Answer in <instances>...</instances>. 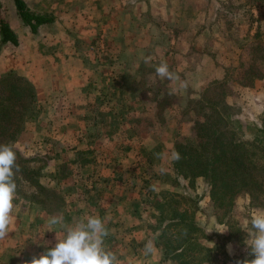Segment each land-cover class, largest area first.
<instances>
[{"label": "crops", "instance_id": "0c3cea01", "mask_svg": "<svg viewBox=\"0 0 264 264\" xmlns=\"http://www.w3.org/2000/svg\"><path fill=\"white\" fill-rule=\"evenodd\" d=\"M22 1L35 14L51 15L52 21L31 33L16 16L12 0H0L1 17L16 39L15 46L0 45V73L13 70L34 88L39 116L35 122L25 125L22 137L25 144L31 138L34 140V135L38 137L35 140L39 150L35 152L48 160V188L53 186L61 193L64 209L59 216L77 222L88 215H98L108 226L105 238H109L115 247L129 248L140 236L138 243L145 242V224H133L135 212L122 206L124 197L121 196L127 184L112 178L114 172L108 162L96 164L89 160L84 163L78 159V154L86 153L78 152L85 145L72 147L76 139L86 138L89 124L100 126L94 109L99 106L100 111H108L110 123L116 125L103 135L95 131L94 137H100L98 142L101 143L108 141L111 149L116 146L117 139L123 140L125 144L119 151L123 163L128 166L126 171L138 170L137 165L148 160L142 158L143 146L149 147L148 143L158 146L155 143L162 142V152L168 155V163L171 162L172 139L179 134L175 130L180 131L182 124L191 125L186 120L180 121L184 97H195L206 84L222 79L225 68L234 65L233 59L229 61L233 55H227L219 48L221 39L215 38L211 31L216 22L213 20L215 12L222 9V3L218 1L224 0ZM101 31L111 37L110 50L107 49L110 71L87 50L86 44L92 37L95 38L91 43L95 44ZM148 56L152 59L145 63L144 57ZM162 60L178 74L179 81L162 80L155 75V67ZM106 71L107 75L113 76L110 82L105 78ZM142 74L148 82L160 81L168 94L171 89H177L174 94H169L177 101L163 109L165 118H160V123L154 117V103L147 106L146 101L143 104L126 87L123 98L118 99L119 77L124 75L134 79ZM183 82L187 87L181 86ZM137 105L140 108H136ZM143 106L144 112H141ZM147 114L151 123L146 122V117L139 120L135 117ZM43 139L47 143H43ZM161 161L164 163L165 158ZM62 165H71L70 172L74 166L75 170L69 174L73 179L61 177ZM67 186L69 189H65ZM107 190L114 193H107ZM19 214V209L13 207L8 236L0 240L2 253L22 242L21 238L19 240ZM229 245L232 252L226 253L225 264H233L229 260L235 250L233 244ZM157 254L159 251L154 247L152 258L155 259Z\"/></svg>", "mask_w": 264, "mask_h": 264}, {"label": "trees", "instance_id": "16d2710c", "mask_svg": "<svg viewBox=\"0 0 264 264\" xmlns=\"http://www.w3.org/2000/svg\"><path fill=\"white\" fill-rule=\"evenodd\" d=\"M218 2L222 3V9L228 4V0ZM243 2H248L255 8H264V0H243ZM12 3L21 24L28 27L31 33H35L40 25L52 21V16L49 14L31 12L22 0H12ZM258 37L259 35H255L254 38ZM259 41L256 40V43L249 48L247 53L249 62H243L244 64L241 62L230 70L224 69L222 79L206 84L200 90L198 99L189 100L187 109L183 106L184 114L182 111L181 120L192 124L191 137L181 142L176 141L172 146V151L179 152L181 157L179 160L172 158L170 162L174 180L180 181L181 187L192 193L195 190L196 179H201L207 186L209 203L205 207L208 205L211 214L205 209L202 214L204 216L210 214V217L214 218L215 225L226 229L227 234L224 237H228V240L225 248L227 249L229 243L233 244L235 251L232 256L251 244V241L247 242V235L239 226L235 230H230L232 225L227 223L234 202L239 198H246L250 202L254 201L252 208L264 210V111L246 137V133L242 130L245 121H238L232 117L230 106L225 101L230 97L242 101L256 82L264 80V41ZM6 43L15 46L16 39L0 14V45ZM227 72L230 75H227ZM126 79H129V76L119 78L122 87L125 84L130 85L128 89L137 99H141V93L148 94L150 97L148 101L155 104V109L160 107L163 111L174 103L171 100L173 97L167 93L160 81L159 83L147 81V86H143L141 93L135 94L130 89L134 88L132 84L138 79L134 78L131 80L134 82L128 84ZM159 113L158 111L154 114L157 123L161 122L162 114ZM38 116L36 95L31 83L13 70L1 72L0 143H12L16 151V163L20 168L14 177L17 185L16 195L24 199L27 204H35L42 208V213L51 217L56 213L59 215L64 209L60 196L40 181L43 176L42 169L36 170L30 166L36 162V156H26L16 147V140L24 131L25 125L35 122ZM148 123H151L150 119ZM87 161L89 160H82L84 163ZM63 168L59 172L61 177L67 176V173H62ZM24 186L33 190L29 196L23 194ZM149 195L153 198L151 192H148ZM173 196L164 193L161 194L162 202L154 200V210L158 214L153 218L156 223L165 222L161 230L154 228L158 231L154 242L161 250L159 264H204L207 262L205 254L210 249L209 246L200 244V241L206 236L204 237L201 228L195 224L192 215L186 216L184 210L178 211L171 205V203L175 204ZM167 197L170 198L166 199ZM180 197L175 196V198ZM192 204L195 207V202ZM172 228L173 233L170 232ZM230 231L234 232L230 234ZM233 234L240 237L235 239L231 236ZM197 254L201 256L197 257ZM229 261L235 264L234 258Z\"/></svg>", "mask_w": 264, "mask_h": 264}, {"label": "rangeland", "instance_id": "374dc122", "mask_svg": "<svg viewBox=\"0 0 264 264\" xmlns=\"http://www.w3.org/2000/svg\"><path fill=\"white\" fill-rule=\"evenodd\" d=\"M230 1L232 3H230ZM230 1L228 0V4L225 5L224 9H217V11L215 12V17L213 19L216 22H214L211 26V31H213L214 37L221 39V47L217 46V48H221V50L225 51L227 55H233L232 58H229V61H232L233 59L234 65L231 66L230 64V66L227 67L229 68V70L233 67H237L238 64L241 62H249L250 58L247 53L249 51L250 46L253 45V43L255 44L256 40H260L259 42L264 41V8H255L248 2L244 3L243 0ZM259 22L261 23L260 25ZM255 35H259V37L254 38ZM94 38L95 37H92L90 42L86 44L87 50L92 53V56L94 58L99 59L101 62H104V65H106L107 69L110 71V69L108 68L110 67V63L108 62L110 52H108L107 49L110 50L109 39L111 37L107 36L106 33L101 31L100 35L95 41V44H92L91 42L92 40H94ZM107 72L108 71H106L105 73V78H107V82H110L111 79H113V76H111L112 74L107 75ZM227 75H230V73H228ZM123 76L124 75H121V77ZM135 79H138V81H135V83L132 84L134 88H131L130 90H133L135 94L137 92L141 93L142 88L147 86V79H145L144 74L139 75ZM131 80H134L133 77H129V79H126L127 84L129 82H134ZM140 83H143V85H141ZM257 84L258 89L254 90V87L251 88L247 95L242 98V101H239L233 97H230L225 101L226 104L230 106V114L232 115V117L236 118L238 121H245L242 124V130L246 133V137H248L247 135L251 133V128L253 127L254 123L258 122L259 118L262 116L261 113L264 111V80L260 81ZM120 86L121 90L118 92L119 100L123 98L122 92L124 90V87H126L127 89L131 87L130 85L126 86V84L124 85V87H122V85ZM151 87H154V85H152ZM200 93L201 92H198L195 97H192L190 95L184 97V108H188L187 105L189 100L198 99ZM141 94V99L145 100H141V102L145 104L147 101V106H150L151 102L148 101V99L150 98L149 95L146 93ZM105 96L106 95L104 94L103 99L105 98ZM124 98H126L125 94ZM137 100L140 101V98ZM171 100H173L174 102L177 101L175 97ZM98 107L96 106L94 109L96 111V121L99 122L100 126L96 127V124L94 123L89 124V126L86 127V138H82V140L76 139L75 145L72 148H76V146L79 147L80 145H85L83 150L80 149L78 150V152L85 151L86 153L81 155L78 154L77 158H82L81 160H91V162H96V164H105L106 162L111 164L113 168L112 172H114L112 178L119 179L120 181H123L127 184L125 186V190L123 191L124 194H122V192L120 193L122 194L121 198L124 197L122 206L133 210L132 212H135L134 214H132L133 224L138 223L140 225L142 223V226L145 224V237H147L148 240H151L153 242V245L155 248L158 249L159 254H157V256L155 255V259H153L154 257L152 258L151 254L145 255L144 243L147 242V239L145 238V242L138 243V241L141 240V236L137 240V242L133 240V244L129 245V248L119 246L115 247L114 245L110 244L111 240H109V238H105L107 237L105 236V247L113 251L117 255L121 264H159L161 250L159 246L154 242V239L158 234V231H155L154 228L156 230H161L165 222L156 223L155 218H153L158 214L157 211L154 210V200L162 202L163 198L161 197V194L166 193L174 195L172 199L175 200V204L171 203V205L176 207L178 211L184 210L186 216L192 215L195 224L201 228L204 233V237L206 236L204 240L200 241V244L206 247L209 246L208 248L210 249L209 252L205 254L207 262L204 264H224L225 261L228 259L226 253L229 252L228 247L227 249L225 248V243L228 240V237L224 236L225 234H227V231L222 226L214 224V218L210 217L211 210L209 209L208 205L205 207V205L209 203V199L207 201V186L203 184L201 179H196L194 182V193L189 191L187 192L186 190H184L181 187L180 181L176 179L174 180V176L170 168V162L168 163L167 161L169 160L168 155L165 152H162L164 150L162 142L155 143L158 144V146H154L153 143H148L149 147L143 146L142 158H148V160H146L144 164L137 165V168H139L138 170L136 169L132 171H126V168L128 166L123 163L122 154L119 151V149L125 144L123 140L117 139L116 146L111 149L109 147L110 143L108 144V141L101 143L98 142V139L100 137H94L96 136L94 135L95 131L96 133H100L103 135L107 132L109 128L116 125L115 122L110 123L108 119V111L103 109L102 111H100ZM136 108H140V106L138 107L137 105ZM142 109L143 111L141 112H144V106L142 107ZM156 109L155 112L159 111L162 114V110L160 107H157ZM161 116L162 117L160 118H165L164 115ZM135 117H137V120L144 119L146 117L147 123L148 119H150L148 118V114L147 116L139 115ZM180 121L183 122L181 118ZM144 124L147 126L146 123ZM191 126L192 124L190 126H188V124H182L180 126V131L175 130V132H178L179 134L174 135V138L172 139V144L176 141L181 142L185 139L190 138ZM22 133L16 141V147L20 150L22 149L21 151L24 155L26 154L23 152V150H25L26 153H30L26 156H36V162L32 163L30 166L36 170L42 169L43 176L40 181L44 185L48 186V160L45 159L43 155H40L39 152H35L39 150L36 147L35 140L38 137L36 138L37 135H34L35 139L33 140L31 138L26 141L29 143L25 144L24 137H22ZM44 141L45 140L43 139L42 142L47 143ZM147 147L149 150L146 149ZM67 148L69 147L67 146ZM71 158H75V156H72ZM164 158L165 162L162 163L161 159L164 160ZM62 166L64 167L62 173H67L65 179H73V176H69V174L73 173V171L75 170L74 166L71 172V165H69V167H65L64 165ZM161 169L164 170L163 174H161ZM52 179L60 178L52 177ZM52 187H50V189L54 190L60 196V190H57L56 188ZM65 189H69V187L67 186L65 187ZM113 191H115V189ZM113 191L110 190L109 192L107 190V193H114ZM22 192L24 195L29 196L33 192V190L30 187L28 188L24 186L22 188ZM148 192H151L153 198H150V195L148 196ZM175 196L181 197L175 198ZM117 198L118 197H116V199ZM169 198L170 197H167L166 199ZM192 202H195V207L197 206V209L193 207ZM253 203L254 201L250 202L246 198L237 199L234 202L230 217L228 218L227 222L229 225H232L230 230H235L236 227L239 226L246 233V239H248L247 242H250L252 239L250 235L252 229L249 220L251 213L256 210V208H252ZM13 204L14 207L18 208L20 211L18 218V226L20 229L19 240L21 238L22 242L21 244H19V246L15 245L14 247L12 245V247L5 250L6 252L4 253H2L3 251H0V264H24V261L30 260L32 256L39 255L46 251L48 248L54 247L56 243V234L58 237H61L63 235L62 229L59 225L52 226L49 224L48 214L42 213V208L40 209V207L35 204H27L24 199L20 198L17 195H15ZM204 209L207 212L210 211L209 216H204L202 214V211ZM56 215H58V213H56ZM63 222L65 224L75 223V221L71 219L63 220ZM121 225L128 226L129 224L121 223ZM105 227L108 226L105 224ZM141 230L143 231V229ZM170 230V232L173 233L172 230L174 229L172 228ZM233 232L234 231H232L230 234H232ZM231 236L235 239L240 237L239 235L234 234ZM241 251H239L240 253H235V255L233 256L234 261H236L237 259H244L246 257L251 258L248 256L250 252V248L248 245ZM198 256L201 255L197 254V257Z\"/></svg>", "mask_w": 264, "mask_h": 264}, {"label": "clouds", "instance_id": "9594fccd", "mask_svg": "<svg viewBox=\"0 0 264 264\" xmlns=\"http://www.w3.org/2000/svg\"><path fill=\"white\" fill-rule=\"evenodd\" d=\"M151 57H144V62L151 61ZM155 75L168 81H179V76L166 61H160L155 67ZM182 87H187L183 82ZM177 89H171L174 94ZM159 155V154H158ZM172 158L179 160L180 153L172 152ZM17 155L12 143H0V240L6 238L12 223L13 201L16 195L15 173L20 171L16 163ZM161 169V174H163ZM251 244L248 245L251 258L237 259L235 264H264V210H255L250 215ZM52 226L59 225L63 235L58 237L54 247L48 248L39 255H34L24 264H121L117 255L104 245L107 235L105 224L98 215H88L74 224H65L59 215L49 219ZM154 250L151 240L144 245V254L150 255ZM229 254L232 246L228 245Z\"/></svg>", "mask_w": 264, "mask_h": 264}]
</instances>
